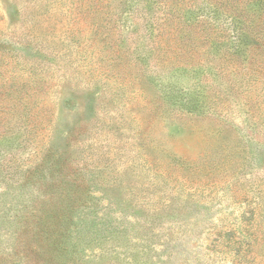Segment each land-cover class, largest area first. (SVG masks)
Segmentation results:
<instances>
[{
  "label": "rangeland",
  "instance_id": "rangeland-1",
  "mask_svg": "<svg viewBox=\"0 0 264 264\" xmlns=\"http://www.w3.org/2000/svg\"><path fill=\"white\" fill-rule=\"evenodd\" d=\"M164 4L0 0V264H72L56 210L74 264H264V52H229L223 10L176 39Z\"/></svg>",
  "mask_w": 264,
  "mask_h": 264
},
{
  "label": "trees",
  "instance_id": "trees-1",
  "mask_svg": "<svg viewBox=\"0 0 264 264\" xmlns=\"http://www.w3.org/2000/svg\"><path fill=\"white\" fill-rule=\"evenodd\" d=\"M164 13L165 21L174 23L176 18L183 19V23L179 22V25H174L172 34L175 38H190V34L193 30L196 31V27L203 24L206 20L202 19L203 15L215 16L219 11L223 10L228 17V22L231 28V34L229 32V52L236 54L237 52L247 51L248 54H255L264 52V0L257 4L256 0H226V4L221 6L218 2L221 0H201L202 5L199 6L196 13L193 12L197 6V0H164ZM223 7V9H221ZM185 10V11H184ZM191 12V13H190ZM189 13V15H188ZM184 16L186 18L184 19ZM195 16V17H194ZM204 29V28H203ZM199 32H205L200 30ZM182 33V34H181ZM181 34V35H180ZM199 39H202V35L199 34ZM211 33L204 35L203 40L210 42L209 47L218 46L216 41L212 40ZM169 37V36H168ZM166 43L169 44V38H166ZM228 49H224V53ZM0 73L2 71L0 70ZM12 86L8 84L7 80L0 77V113H6L8 115L13 114V108L18 109V102L11 98ZM189 100L187 101V103ZM27 102L20 100L19 104L25 105ZM190 108V107H189ZM45 111V109H44ZM28 124L33 123V117L28 115ZM12 119V118H11ZM11 119L3 114H0V142L10 137L9 133L12 131ZM33 128L35 127L32 124ZM30 174V170H27ZM51 211L46 216L35 214L36 221L46 225L40 224V232L48 234L51 247H54L53 256L57 254L65 253L70 257L69 260L74 263H84L89 257L86 254V250H81L78 254L76 247L80 246V236L75 235L74 230V214L69 211L58 212ZM56 214V215H55ZM71 220H69V218ZM73 218V219H72ZM78 219L80 217H77ZM49 232V233H48ZM89 261V260H88Z\"/></svg>",
  "mask_w": 264,
  "mask_h": 264
}]
</instances>
